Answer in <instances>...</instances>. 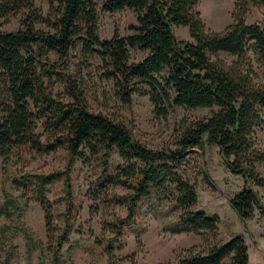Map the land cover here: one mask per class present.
Instances as JSON below:
<instances>
[{"label":"trees","instance_id":"trees-1","mask_svg":"<svg viewBox=\"0 0 264 264\" xmlns=\"http://www.w3.org/2000/svg\"><path fill=\"white\" fill-rule=\"evenodd\" d=\"M34 1L0 0V18L21 14L15 31L0 30V159L5 164L14 149L48 154L62 148L67 163L64 171L11 178L9 184L19 196L3 194L0 217H19L21 205L33 201L42 213L49 264H71L61 254L73 224L70 203L62 198L65 208L59 227L46 192L49 185L62 180L68 195L70 169L76 161L92 158L99 164L94 191L108 186L127 191L109 199L124 205L125 216L103 221L101 230L109 236L95 241L106 264H117L113 252L122 249L123 227L134 219L143 199L172 201L179 209L171 226L175 234L204 231L215 239L217 220L192 210L195 186L178 172L184 151L195 147L201 151L205 137V145L217 148L226 169L244 181L243 189L228 202L231 209L243 222L257 213L264 225V177L258 172V166L264 165V149L258 147L264 127V30L258 23L246 22L250 6H264V0H235L231 24L221 32L206 29L195 9L198 0H99L101 12L128 9L135 14V24L127 27L131 34L120 36L114 29L108 39L97 35L93 0H43L48 8L45 16ZM172 27H185L190 41H177ZM75 45L82 57H99L102 77L112 80L113 96L120 105H130L133 95L147 97L157 119H165L175 107L216 110L182 126L171 149L148 148L123 124L88 110L76 79L67 73L66 60ZM131 48L147 53L131 63ZM219 53L234 59L230 63L211 59ZM49 54L59 63H49ZM161 73L164 76L158 77ZM52 81L61 84L66 100L48 89ZM111 153L120 160L113 171ZM250 185L261 188L263 194ZM22 234L29 251L33 240ZM174 264H249L248 248L237 235L203 251L190 249Z\"/></svg>","mask_w":264,"mask_h":264},{"label":"rangeland","instance_id":"rangeland-1","mask_svg":"<svg viewBox=\"0 0 264 264\" xmlns=\"http://www.w3.org/2000/svg\"><path fill=\"white\" fill-rule=\"evenodd\" d=\"M96 4L97 35L99 39L111 37L114 29L120 36L131 34L127 29L135 24V14L128 9L113 13L100 11V1ZM235 0H198L196 11L201 15L206 29L221 32L231 24V13ZM34 7L42 16L47 14V4L35 0ZM21 14H9L0 18V30L12 32L19 27ZM247 23H258L264 30V6H250L246 16ZM41 31L43 26L37 25ZM172 34L177 41L189 42L185 27H172ZM77 45L69 51L67 73L76 79L78 89L84 96L87 108L92 113H100L127 127L132 136L151 149H171L182 126L207 118L213 109H188L175 107L165 119H157L147 97L133 95L131 104L120 105L113 96L112 80L102 77V63L98 56L84 58ZM146 51L129 49V62L141 60ZM260 77L256 60L249 55ZM219 58L227 63L233 57L219 53L212 60ZM51 64L59 63L54 54L48 55ZM164 76L163 73L158 77ZM51 93L60 100H66L61 84L52 81L47 84ZM143 89L147 90L145 87ZM1 90V86H0ZM41 133V129L36 131ZM43 140V137H41ZM201 151L197 147L184 151V160L179 174L196 189V204L192 210L204 213L217 220V236L208 233L175 234L171 226L176 222L179 209L170 199L157 202L155 199L141 200L134 219L123 227V247L113 252L117 264H174L188 250L203 251L214 244H222L234 236H242L248 248L249 264H264V225L256 213L252 220L243 222L229 205V200L244 187L240 176L231 174L225 167L217 148L205 145L203 137ZM258 147L264 149V127L258 135ZM110 171L120 163L115 153L109 156ZM67 158L62 148L48 154H38L29 149H14L5 164L0 159V203L7 193L17 199L18 191L11 187L9 180L26 173L47 174L64 171ZM99 164L95 159L76 161L68 175V195H65L62 180L47 187L46 198L51 203L54 223L62 227L65 197L73 212V224L66 243L61 249L62 259L71 264H106L107 258L95 241L108 238L102 232L103 221L123 218L126 214L124 205L109 201L112 197H121L127 191L118 186H108L104 191H94V182L98 175ZM258 172L264 177V165L258 166ZM258 194L261 188L250 185ZM23 211L19 217L5 220L0 217V264H49V255L45 249V230L40 208L33 201L21 205ZM26 232L33 240V248L28 251L27 242L22 234Z\"/></svg>","mask_w":264,"mask_h":264}]
</instances>
